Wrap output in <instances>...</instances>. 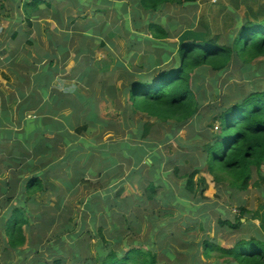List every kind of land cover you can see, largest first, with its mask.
I'll return each instance as SVG.
<instances>
[{
  "label": "trees",
  "instance_id": "1",
  "mask_svg": "<svg viewBox=\"0 0 264 264\" xmlns=\"http://www.w3.org/2000/svg\"><path fill=\"white\" fill-rule=\"evenodd\" d=\"M79 1L82 8V4H86V1ZM92 1L107 5L113 3L111 0H90L91 4ZM199 1L124 0L123 2H118L124 7L126 17L129 15V18L125 19L126 29L130 34L133 33V35L143 41L146 49L150 52H146L148 61H143L142 55L135 53L134 58L140 56L139 58H141L142 62L137 70L131 72V80L124 86L131 113L146 115V118L149 119H146L143 122L144 124L139 127L141 130L135 134L138 138L148 141L155 127L164 129V127L168 126L170 133L166 137L169 140L171 136L178 134L199 115L203 108V95H201L202 88L200 89L198 86L197 78L200 76L198 74L202 69L207 68L213 73L222 74L231 70L235 64L241 63L244 69L249 71V63L264 57V19L263 21L256 19V22L252 19L239 21L231 13V11L234 13L239 11V8L242 7L241 4H243L250 10L252 15L256 13L257 9L260 11L259 16L263 14L262 18H264V7H257L256 9L255 7H250L248 6V0H204L206 7H213L211 9L218 11V16L225 19L227 23L225 30H228L223 34L218 33L214 36H209L201 32L188 31L179 35L178 40L171 43L169 40L173 39V37L170 31L159 22H149L146 29L147 34H138V29L141 28L143 22L137 20V18L142 17V14L147 13L150 16H156L157 12L166 6L191 7L195 6ZM11 2L12 6L21 9L25 13L30 24L43 18L44 10L42 5L51 6L49 0H11ZM4 7L1 5V8ZM68 18L71 23L73 21L72 17ZM51 19L60 24V26L65 23V19L60 14L52 16ZM132 25L136 28L134 31L131 29ZM91 27H93V24L85 26L87 30L91 31L89 34L94 33ZM19 34L20 32H17V35ZM70 34L67 31L62 35V42H53L55 46L54 53L44 52L41 55L43 58L40 61L46 60L41 65L46 77L40 83L45 93H47V89L51 87L52 83H55L57 76L63 67L65 69V63L70 58ZM84 36L87 37L89 35L85 34ZM139 50L140 47L137 51ZM79 56L78 52L77 59ZM40 61L38 62L40 63ZM119 65L123 66L120 62L118 63ZM95 72L97 70L87 65L78 80L84 83L86 87L92 86V74ZM253 78H256V75H251V79ZM111 88H109L110 96H104L100 100L99 109L101 112L98 114L95 104L90 103L91 110L86 116L87 122L74 130L81 133H90L92 131L90 125L92 124L126 123L125 115L114 107V105H117L115 102L117 94ZM90 97L85 103L95 102L96 97ZM24 103L29 105L27 101ZM55 103L64 112L68 108L75 109L77 107L67 97L62 99L56 97ZM84 104L79 107L83 106L85 108ZM111 105H113V109H111ZM63 117L64 122L69 123L72 114L66 115L64 113ZM214 121L220 123V126L217 127L219 132L208 134V142L204 143V154L200 166L196 167L193 163L195 169L192 173L182 174L180 169H177L179 177L183 179L182 195L185 198V202L181 201L180 197L172 195L174 203H171V205H178L182 209L187 203L186 208L190 217L185 218L184 226L187 225L186 222H192V215L198 218L201 210L205 211L206 207L202 205V202L206 200L204 193L208 188V183L203 174L210 175L219 185L239 191L249 189L254 172L257 171L260 178H264V87L259 88L255 81L251 84L249 91H246L245 88L242 89L238 99L234 102L228 101ZM87 125L89 126L87 127ZM77 140V136L74 141L64 139L65 150L63 151V157L52 168L54 173L59 174L55 178L49 175L41 176V173L37 174L34 166L22 164L23 159L5 160L7 161L6 169H11V163H16L18 166V170H14L16 175L13 172V177H11V193L12 195L16 194L13 197L16 200V204L13 206L12 214L5 222L3 221L6 216L2 218V222L5 224L4 236L7 238V242H5L6 248L13 249L19 254L23 253L21 251H40L39 247L35 248L33 244L22 250L27 242L25 228L27 227L30 230L31 227L32 213L30 211V203L36 202L38 195L46 194L49 191L53 194L58 193L56 189L60 187L67 189L68 193L83 191L84 196H89V200H84L81 204L84 206L83 211L85 214L90 213L91 215L96 209L94 207H96V200L99 197H105L104 195L109 192L114 193L116 202L109 209L117 205L118 211L113 216L118 219L119 223L123 224V230L131 235V239L130 241L126 240V233L122 232L117 241L106 240L101 234L102 228L100 225L96 227L98 222L96 215L93 217L91 224L93 228L91 230L87 225V221L84 220V226L77 233L79 226L73 227L71 225V222H75V217L77 216H75V211L71 210L61 231L53 234L46 241L50 242L48 247L51 257V251H56L58 254L65 252L60 250L59 246L66 240V237L73 241L74 238L81 236L86 229H89L87 237L90 238L87 241H90L91 234L95 228L96 235L100 234L102 239L98 243L100 251H109L101 256L99 264H168L165 263L168 261L167 257L175 256L177 259L178 257L169 251H175V249L181 251L176 246L179 241L175 236H169L163 231L171 222L170 217L168 218L169 221L167 219L165 222H161L160 216L162 214L154 216L150 211L146 218H148L154 230L145 239L138 238L146 230L143 229L142 218L136 211L135 205H133L134 201H141L143 204L162 202L165 193L162 195L160 190L163 187L167 190L172 189L171 184L161 180L160 173L161 171L162 173L166 172L162 168L166 166L167 160H165V156H162L157 151V145L150 146L151 149L149 150L148 148L131 147L126 142L113 144L112 142H106L103 144V149H101L103 150L101 152L103 158L101 159L102 169H100L96 163L95 165H88L90 153H84V151H87L85 149L87 144L83 139L80 143L75 142ZM117 145H119L118 148H116ZM114 152L118 153L116 157L112 156ZM79 153L82 155L76 157ZM129 153L134 158L133 160L136 161V166L127 180V172L124 170L121 160L122 158L127 159ZM146 155L153 156L151 166L144 161ZM170 155L173 154L170 153ZM144 170L154 176L153 180H146V185L141 181L143 180L142 177H144L141 173ZM27 172L31 173V175L24 179V174ZM135 182L141 183L137 184ZM2 192L5 193V188ZM96 196L97 199H95ZM191 199H194L195 207L190 205ZM62 202L63 199L60 198V204ZM164 208V213H166V207L164 206ZM156 211L159 212L160 210L157 209ZM110 213L111 211L108 210L107 215L110 216ZM40 215L43 216V214ZM236 218L235 228H239L241 220L239 217ZM198 222L200 233V228L204 229V223L200 220ZM221 224L222 227L226 226L222 221ZM189 229L196 230V226L194 225L190 228L185 226L181 235H187ZM156 237L159 238L158 241H156ZM244 242L246 243H243L241 248H245V246L253 247L254 245L253 243L248 245L247 241ZM41 244L45 247V243L41 241ZM94 244H97V242L92 245ZM104 244L105 247H102ZM158 244L161 245L159 248H157ZM189 245L190 251H196L197 246L195 249L193 244L189 243ZM180 246L182 247V244ZM86 247L88 248L89 245L87 244ZM234 250L225 251L219 248L212 238L204 239L203 242L199 243L200 258L204 256L207 261H211L214 264H264V251H249L250 249L240 251V248ZM156 251H162V254L158 255ZM76 257L80 259L81 253L78 252ZM160 257L162 258L159 259ZM197 258L198 254H188L187 256L181 254L182 263L178 262L177 264H202L200 259L198 263ZM52 263L63 264L64 261L61 259L57 261L56 259L55 262L48 264ZM30 264H42V261L41 259H33ZM88 264L94 263L88 262Z\"/></svg>",
  "mask_w": 264,
  "mask_h": 264
},
{
  "label": "rangeland",
  "instance_id": "2",
  "mask_svg": "<svg viewBox=\"0 0 264 264\" xmlns=\"http://www.w3.org/2000/svg\"><path fill=\"white\" fill-rule=\"evenodd\" d=\"M84 1H86V4L83 3L81 8L79 0H51L52 4L50 7L45 8V18L41 20V32H36L37 37H35L34 32L31 34L33 38L35 37L34 39L37 41L41 53L47 52L52 54L55 52L53 42H62V35L67 31L71 33L69 46L71 48L70 53H72V56L68 62L65 63V69L63 67V73H61L62 75L59 79L56 78L53 87H55V89H57V87H68V89L72 90L69 95H64L70 99L72 103L74 102L77 107L75 109L68 108L64 113L66 115L72 114L69 123L76 126L75 128L83 126L87 122L86 116L91 110L89 104L93 102L85 103V101L89 100V98H91L90 96H95L98 104H100L101 98L99 95H107L110 87H112L111 90H114L117 94V99L115 100L117 105H114V107L125 115L126 123L116 124L108 122L109 125H102L100 123L92 125L89 124L92 131L90 133H81L76 130L75 137L77 136L78 140L75 142L80 143L82 142V139L85 141L87 144L85 149L87 151H84V153H90L88 165H95L96 163L97 167H100V169H102L101 159L103 158L101 154L103 150L101 149H103V144L106 142H112V144L126 142L129 143L131 147H141L143 149L148 148L149 150L151 149L150 146L157 145V151L162 156H165V160H167L166 166L162 168L166 172L162 173L161 171L160 173L161 180H165L168 184H171L172 189L167 190L163 187L160 190L162 195L165 193V197L162 198V202L143 204L141 201H134L133 205H135L136 211L142 218L143 229L146 230L142 235H139L138 238H142L143 240L148 237V235H151V232L154 230L152 229L153 226L149 222L148 218H146L148 213L151 211L154 216L162 214L160 216L161 222H165V220L169 217L171 218V222L164 228L163 231L165 234L175 236L176 239H178L179 242L176 246L179 250H181L178 251L175 249V251H169L172 252L173 255L175 254L178 258L176 259L175 256H171V258L167 257L168 261L165 263H182V260L180 259L181 254H184L185 256L188 254H198V263L200 259L202 264H214L211 263V261H207L204 256H201L200 258L199 217L196 218L192 215V222H186L187 225H185L188 228L195 225L196 230L189 229L187 235H181L185 228V218L190 217V215L187 212V203L182 209L178 205H171V203H174L172 195L180 197L181 201L185 202V198L182 195L183 179L179 177L177 169H180V173L182 174L192 173L195 169V167H193V163L196 167L200 166L201 159L204 154L203 146L204 143L208 142V134L219 132L217 127L220 126V123L218 121H214V119L218 116L222 107H224L228 101H236L242 92V89L245 88L246 91H249L251 89V84L255 81L259 88L264 87V57L249 63V71H246L241 63L235 64L231 70L222 74L213 73L207 68L202 69L198 74L200 76L197 78V82L199 83L198 86L200 89L202 88L201 95H203V108L201 109L199 115L182 131L175 134V136H171L169 140H167L166 137L167 134L170 133L169 127L167 126L166 128L164 127V129L155 127L153 134L149 136V140L147 141L145 139L138 138L135 134L141 130L139 127L144 124L143 122H145L146 119H149L146 118V115L131 113L132 111L128 106V96L125 95L124 86L131 80V72L137 70L138 66L142 62L141 58H139L140 56L134 58L135 53L142 55L143 61H148L149 59L146 52H150L146 49L143 41L133 35V33L130 34L126 29L125 19L127 20L129 15L126 17L124 7L118 3L123 2L124 0H111L113 3H109V5L97 3L95 1H92L91 4L90 0ZM0 5L5 6L0 9V11L9 9L3 14L0 13V17L3 18L5 16L6 20H10L11 18V23H13L12 19H16L22 11L21 9H17L12 6V2L10 0H0ZM211 8L213 7H206L204 0H200L195 6L191 7L172 5L166 6L157 12L156 16H150L147 13H144L142 14V17L137 18V20L143 22L141 28L138 29V34H147L146 29L149 22H159L164 28L168 29L173 37V39L169 40L171 43L177 41L179 35L188 31H194L197 33L201 32L202 34L209 36H214L218 33H226L228 29L225 30L227 24L225 19L218 16V11ZM54 10L60 11L61 16L65 19L64 25L60 26L59 24L57 30H55V23L47 18V15H52ZM249 14L251 15V12H249ZM68 17H72L73 21H71V23ZM244 17L245 13H243V18ZM238 18L239 17L236 19ZM263 19L264 18H260L259 21H263ZM243 20L248 19L244 18ZM88 24H93L91 30H93L94 33L89 34L91 31L85 28ZM20 25L25 24L24 22H21L16 24V27H21ZM6 26H9L8 21H5V23L2 22L0 25V31L2 32V29H6ZM131 29L134 31L136 28L132 25ZM24 31H20L19 37L17 38L18 40L12 43L11 50L17 48H20L21 50L20 53L15 55L16 61L18 62L17 59H23L20 60V64H16L17 62L15 64H11V61L8 62L10 65L11 75L14 79V81H10V83L14 82L11 88L8 86L7 89L5 84L7 81V74H5V72L9 73V65H4V73L0 72V89L1 91L3 90L4 96H8L9 94L15 96V92L17 95L23 94L21 91L22 87L25 82H29L28 80H24L25 73L29 74L42 70L41 65L43 64L39 63L35 58L39 49L34 46L29 47L26 43L28 34L25 35L23 33ZM85 34H88L89 36L86 37L84 36ZM102 43H104V45H102ZM139 47L140 50L137 51ZM78 52L80 56L78 59L74 58L75 55H78ZM29 54H32V56L30 57ZM119 62L123 66H118ZM87 65L94 69L96 68L98 72L96 76H93L92 74V84L94 82V85L92 86L93 89L96 90L94 95L89 93V88L78 80V77H80ZM251 75H256V78L251 79ZM17 76L20 78H17ZM45 77L44 73L41 74L38 84L42 83ZM31 88V95L34 94L36 97H40L39 90L35 89V78L31 81ZM76 90H80L79 93L75 94L74 92ZM52 92L50 91L49 94V91L47 90V93H45V96H47L45 107H52L54 105V100L51 96ZM55 95L57 96L56 93ZM29 96L30 94H27V97ZM26 104L27 103H23V105ZM83 104L86 107L83 108L82 106L80 108L79 106ZM110 107L113 109V105ZM99 112L101 111H97L98 114ZM0 117L2 118V121L0 122H4L5 113L0 112ZM28 120L30 121L31 119ZM89 125H87V127ZM7 132L8 129H0V264H30V261L33 259H41L42 264L55 262L56 259L57 261L58 259L63 260V264H88V262L99 264L101 256L103 254H107L109 251H100L98 243L102 241V239L100 234L98 236L96 235L95 228L94 232L91 234L90 241H87V239L90 238L87 237L88 232L93 228V226L91 225V214H85L83 211L84 206L81 202L89 200V196H84L83 191L79 192L78 199L73 203L75 216H77L75 217V222L79 223L77 233L80 232L83 227V219L85 220V218L88 221V227L90 230L86 229L81 236L74 238L73 241L69 237H66V240L61 244V246H59L60 250L65 252L58 254L56 251H51V257L48 247L50 242H46L52 234H56L63 227L64 222V216L60 215V212L58 213L57 209L53 210L55 196L52 192L37 196L36 202L40 205H45V209L48 211L38 212L37 210H34L38 205L33 204L31 207L34 210L31 211L32 225L30 230L27 229V227L25 228L27 231H25L27 242L23 246L22 250L33 244L35 248L39 247L40 251H21L23 253L19 254L13 249L10 250L6 248L5 242H7V238H5L3 232L5 229V224H3V222H5L9 218L10 214H12L13 206L16 204V200L13 198L16 194L12 195L11 193V177H13L12 173L15 172L14 170H18V166L16 163H11V169H6L7 167L5 165H7V161L5 160L11 159L12 161L11 157H13V155L11 154V150L14 151L16 148L17 151H22V149L17 145L11 146V141L8 142L7 140ZM118 147L119 145L116 146V148ZM170 153L173 155H170ZM81 155L82 154L79 153L76 157H80ZM117 155V152L112 154L113 157H116ZM133 159L134 158H132L129 153L127 159L122 158L121 160L122 166L127 172V180L128 176L132 173L136 166V161ZM152 159L153 156L146 155L144 161L151 166L153 163ZM175 165L178 166L175 167ZM142 174L144 177H142L143 180L141 181H143L144 185H146V180L154 179L152 173H149L146 170H144L141 175ZM30 175L31 173L27 172L24 174V179H27ZM21 179H23V177H21ZM210 181H212V178H210ZM135 183L140 184L141 182ZM4 188L5 193L2 192ZM208 194H212L210 190ZM104 196L105 197H99L98 200H96V207H94L96 208L94 211L95 214L92 213V217L96 215L98 220L96 227L100 225L102 228L101 234H103L106 240L117 241L122 232H125V239L130 241L131 235L123 230V224L119 223L118 219L113 216V214L118 211L117 205L113 206L111 208L112 210L109 209V207H111L112 204L114 205L116 202L114 193L109 192ZM9 198L11 199L9 200ZM225 198L227 199V197ZM95 199H97V196ZM191 200L190 205L195 207L196 203L194 202V199ZM164 206L166 207V213H164ZM157 209L160 211L157 212ZM108 210L111 211L110 216L107 215ZM168 211H170L169 214H167ZM43 212H48V214L43 215L44 217L42 219L39 217L36 218L38 214ZM4 216H6V219L2 222V218ZM56 218L58 220L56 223H47L48 220ZM155 239L156 241L159 240L157 237ZM41 241L45 243V247L41 244ZM95 242H97V244L92 245ZM189 243L193 244L195 249L197 246L196 251H190ZM87 244L89 245L88 248L86 247ZM181 244L182 247L180 246ZM160 246L161 245L158 244L157 248ZM102 247H105V244ZM78 252L81 253L80 259L76 257ZM156 252L158 255L162 254V251ZM55 254L56 256H54ZM161 258L162 257L159 259Z\"/></svg>",
  "mask_w": 264,
  "mask_h": 264
},
{
  "label": "crops",
  "instance_id": "3",
  "mask_svg": "<svg viewBox=\"0 0 264 264\" xmlns=\"http://www.w3.org/2000/svg\"><path fill=\"white\" fill-rule=\"evenodd\" d=\"M248 1V6L255 7V9L257 7H264V0ZM49 2L51 3V0H49ZM241 6L242 7L239 8V11H236L235 13L231 11V13H233L236 18L239 17L237 20L242 21L244 18H247L248 20L252 19L256 22V19L259 21V19L263 17V14L262 16H259V10L256 9V13H254V15H250V10L247 9L243 4H241ZM46 7L50 6L42 5L44 14H46ZM0 9H2L1 5ZM8 10L9 9H4L0 11V13L3 14ZM243 13H245L244 18ZM44 14L42 16L43 18L36 20L32 24L28 22L23 11L19 13L16 19H12L13 23H11V18L10 20H6L5 16L3 18L0 17V25L2 22L5 23V21H8L9 23V26H6V29H2V32L0 31V72L4 73V65H9V61H11V64H15L17 62L15 59V55L20 53L21 50L20 48L11 50V48L12 43L18 40L17 38L19 37V35H17V32L20 31L25 30L23 33L25 35L28 34L26 43L29 45V47L34 46L39 49L35 58L38 61L43 58L41 57L43 53H41L38 43L34 38L37 37L36 32H41V20L45 18ZM56 14L61 15V12L58 10H54L52 15H47V18L55 23V30H57L59 24L52 20L51 17ZM21 22H24L25 25L16 27V24ZM32 32H34L35 34L34 38L31 35ZM29 56L31 57L32 54H29ZM71 56L72 53L70 54V58ZM74 58H77V55H75ZM22 59L23 58L17 59L18 62L16 64H20V60ZM45 61H40V63L44 64ZM95 70L97 69L95 68ZM8 71L9 73L5 72V74H7V77L5 76L7 79V81L5 82L7 89L8 86L9 88H11L14 84V82L10 83L11 80L14 81L10 72V65L8 66ZM61 73H63V69L57 76L58 79L62 75ZM41 74H43L42 70L29 74L25 73L24 80H28L30 83L25 82L21 90L23 94L21 95H17V93L15 92V96H12V94L4 96L3 90L1 91L0 89V112L5 113V118L3 120L4 122H0V129H8V142L11 141V146L17 145L22 149V151H17L16 148L14 149V151L11 150V154L13 155V157H11L12 159H23V164L34 166V170H37V174L41 173V176L49 175L50 177L55 178V176H58L59 174L54 173L52 171V168L56 166L55 163L63 157V151L65 150L64 139L74 141L76 134V130L74 129H77L75 128L76 126H74L72 123L64 122V110L58 107L57 103H55V99L56 97L60 99L64 98V94L69 95L70 91L72 90L68 89V87H57V89H55V87H53L54 84L52 83L51 87L47 90L49 91V94L50 91H53L51 93V96L53 97L54 105L52 107H45L47 96H45L44 90L41 88L40 84H38ZM97 74L98 72H95L93 73V76H96ZM17 78L20 77L17 76ZM34 78L36 79L35 89L39 90L40 97H36V95H31L30 93V90H32L31 81ZM92 85H94V82ZM87 87L89 88V93L94 95L96 90L93 89V86ZM79 91L80 90H76L74 93L77 94L79 93ZM26 93L30 94V96L27 97ZM55 93L57 94V96L55 95ZM107 95H109V92ZM107 95H99V97L102 98ZM25 101L29 102V105H23ZM93 103L96 106V111H99L100 104H98L97 99ZM28 119L31 120L29 121ZM0 121H2L1 117ZM203 176L207 180L208 188L204 193L206 200H203L204 202H202V205H205L206 208L205 211L201 210L199 216V220L203 221L204 223V229L200 228V242H203L204 239L212 238L214 239L215 244L225 251H232L233 249L236 250L237 248H240V251H245L248 249H250L249 251H264V178L261 179L257 171L254 172L249 189L246 191H239L230 189L228 187H225L224 185L217 184L214 179L208 174H203ZM210 178H212V181H210ZM56 190H58V193L53 194L55 196L53 210L57 209L58 213L60 212V215L64 216V225L71 210H75L73 208V203L78 199V194L80 191L77 190L78 192L76 193H68L67 189L60 187H58ZM209 190L212 193L211 195L208 194ZM225 197H227V199ZM60 198L63 199L62 204H60ZM33 204L38 205L37 208L34 209L38 212L47 210L45 209V205H40L37 202H33L30 203L31 207L33 206ZM31 207L30 211L33 210V208ZM41 214L46 215L48 214V212H43ZM37 217L42 219L44 216L38 214L36 218ZM236 217H239L241 220L239 228H235V223L237 222ZM85 220L87 221L86 218ZM92 220L93 217L91 215V224ZM57 221V218L50 219L47 221V223L54 224ZM221 221L226 224V226L222 227ZM75 223L77 225L79 224L78 222L73 221L71 225L73 227H76L77 225ZM61 229L58 232H60ZM244 241H247L248 245H251L253 243V247L245 246V248H241V245L243 243H246Z\"/></svg>",
  "mask_w": 264,
  "mask_h": 264
}]
</instances>
